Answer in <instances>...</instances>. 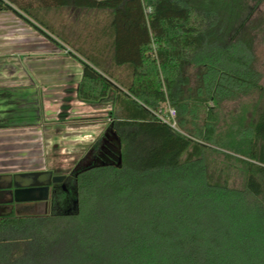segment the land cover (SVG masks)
<instances>
[{
	"label": "trees",
	"instance_id": "16d2710c",
	"mask_svg": "<svg viewBox=\"0 0 264 264\" xmlns=\"http://www.w3.org/2000/svg\"><path fill=\"white\" fill-rule=\"evenodd\" d=\"M263 1L0 0V13L60 46L83 34L58 31L46 13L107 12L85 34L89 47L69 54L82 66L78 98L111 105L120 157L79 174L75 212L0 217V264H264V107L236 133L219 131L224 102L264 93L253 32ZM166 104L177 110L176 127L157 115ZM210 146L240 156L242 186L209 172ZM93 172L105 173L94 196V254L15 257L14 245L35 236L55 244L62 221L82 215Z\"/></svg>",
	"mask_w": 264,
	"mask_h": 264
},
{
	"label": "rangeland",
	"instance_id": "374dc122",
	"mask_svg": "<svg viewBox=\"0 0 264 264\" xmlns=\"http://www.w3.org/2000/svg\"><path fill=\"white\" fill-rule=\"evenodd\" d=\"M46 15L47 20L50 21L53 27L58 29V31H66L67 33L73 32L76 35L80 33V35L82 36L83 34V36L77 39L76 36L72 38L71 35L73 46L65 44L55 37L57 41L62 43V46H60L53 40H48L47 37L43 36L44 38H41L29 27L30 24H25L24 21L18 18L14 13H0V80L10 83H16L14 81L17 80L19 82L23 79H32L35 81L45 79L50 81L51 85L45 86L44 88L49 90L45 93V99L51 102L48 111H50L53 118L56 117V113L59 111L60 107L62 109L61 105H63L64 99H70L66 100V105H68L66 111L68 122L64 128L66 129V140H62L60 147L52 150L57 156H60L63 162L69 163L72 158L76 160L81 157L82 154H84L83 159L87 157V145L84 143L75 144L74 141L76 140L73 141V135L76 131L73 129L84 125L85 127L88 126L86 127L87 129H91V134H94V137L100 136L106 131L105 137L108 138V140L112 142L111 145H113L111 149L112 153H114L112 159L116 161L119 159L118 142L110 130L106 129L109 125V121L107 120V110L109 108H107V105H103L97 106L95 110H93L94 108L86 107L85 104L87 103L84 104L77 99L75 93L77 85L72 82L77 81V79L81 77L82 66L69 54L71 52L77 53L75 49L78 46L85 48L89 47V44L85 40V34L88 30H94V28L96 30V27L100 25V23L104 24L105 18H107V12L81 10L73 13L65 9L59 15L49 12L46 13ZM253 20V32L256 37L255 51L257 68L262 75L261 84L264 88V1L259 6ZM28 35L31 37H27ZM27 39L30 40V44L22 45L26 43ZM16 44L20 46H16ZM28 47H31V50H28ZM48 48L51 49L50 52ZM77 55L79 54L77 53ZM54 83L66 84V89L62 90L63 86L59 87L54 85ZM39 88L41 89L42 87L39 85L36 86V89ZM169 106L170 105L166 104L163 109L165 110ZM259 107H264V93H255L239 101L224 102L219 108L221 118L220 133L223 136H227L229 133H236L235 131L238 130V128L240 129L243 124L246 126L248 124L251 125L255 118L256 110ZM11 135L12 134L9 133H0V140H2V142L5 140L6 142V144H0V171L13 168L14 170L31 169L34 163L19 164L18 166L16 164H11L14 163L18 155L23 154L21 150L19 151V149L13 145L14 141L10 139ZM24 135L26 137L34 136L30 132ZM43 135L45 139L46 133ZM2 137H4V139ZM34 137H37V135ZM92 138L91 136L90 141ZM24 141V145H26V143L28 144L26 138ZM46 148L47 147L43 149L44 155L41 154V157L45 156V160L48 163L51 156L47 155L50 151H47ZM206 157L209 172L215 176L221 175L223 179L227 178L231 184L237 187L242 186L244 174L241 169V164L238 162L240 157L238 154H230V152L223 148L210 146L206 151ZM110 158L111 157L108 158L105 156L102 157V160L109 162L111 160ZM26 159L20 162H24ZM40 160L41 159L37 160V162ZM104 175L105 173L94 172L89 175L86 182V191L84 192L85 205L82 215L77 220L70 221L71 225L69 226H67L65 221H62L60 227L56 229L58 231L54 238V240H56L55 244L45 243L41 236H35V239L30 241L25 239L17 245H14L17 246L15 249H21L22 251L21 254L15 257H26V259H33L34 257H84L87 255L84 251L88 247H91V253L94 254V230L100 225L95 223L97 217L96 214H94V204L97 206V203H95L96 200H94V196L99 193L101 194L102 180L105 179L103 178ZM128 181H130V179ZM107 190L109 191L110 189L107 188ZM106 201L107 203L110 202V196L106 198ZM38 212V210L29 206L21 211H17L16 215L30 216L37 215ZM45 228L47 230L46 224ZM75 229H78V231L69 233L70 230ZM72 243H77V246L80 245L81 249L78 251L71 249L73 246ZM70 261L71 260L64 258L63 262L59 264H70ZM80 263L85 264V261L80 259ZM71 264H74V262L72 261Z\"/></svg>",
	"mask_w": 264,
	"mask_h": 264
},
{
	"label": "crops",
	"instance_id": "0c3cea01",
	"mask_svg": "<svg viewBox=\"0 0 264 264\" xmlns=\"http://www.w3.org/2000/svg\"><path fill=\"white\" fill-rule=\"evenodd\" d=\"M24 23L28 24L25 21ZM29 27L41 38L46 37L31 25ZM27 37L30 38L31 36L28 35ZM48 40L51 39L48 38ZM24 44H30V40L27 39L26 43H23L22 45ZM16 46L20 45L16 44ZM28 50H31V47H28ZM48 50L49 52L51 51L50 48H48ZM80 80L81 77L72 83L76 84L78 87ZM34 81L35 80L32 79H23L19 82L17 80L14 81L16 83H10L0 80V133L12 134L10 139L14 141L13 145L19 149V151L21 150L23 152V154L16 157L17 159L14 163H11L13 165L16 164L17 166L19 164L35 163V160L41 159V154L44 155L43 149L45 147H47L46 150L51 153V146H54V149L60 147L62 140H66L67 137L65 136L66 129H64L68 122L66 114L68 105H66V100L70 99H64L62 103L63 105H61L63 110L60 107L59 111L56 113V117L53 118L50 111H48L51 102L45 99V93L49 90L44 88L45 86L51 85V82L45 79ZM38 85L42 88L36 89V86ZM54 85L59 87L63 86L62 90L66 89V84L54 83ZM77 87L75 88L76 97L80 102H83L77 96ZM83 103L85 104L86 102ZM85 105L87 108H94L93 110L97 107L94 106V104L87 103ZM107 108H109L107 110L108 116L111 110V105L108 104ZM86 127L84 125L73 129L76 130L73 135V141L76 140L74 141L75 144L90 141L91 136L93 137V134H91L92 132L90 131L91 129H87ZM27 132H30L34 136L37 135V137H26L24 134ZM45 133L46 135L44 139L43 134ZM2 138L4 139V137ZM25 138L27 139L26 142H28L26 145L23 144ZM0 144H6L5 140H3V142L0 140ZM23 159H26V161L20 162ZM20 171L23 170H14L13 168L0 171V173H19Z\"/></svg>",
	"mask_w": 264,
	"mask_h": 264
},
{
	"label": "flooded vegetation",
	"instance_id": "af4514ba",
	"mask_svg": "<svg viewBox=\"0 0 264 264\" xmlns=\"http://www.w3.org/2000/svg\"><path fill=\"white\" fill-rule=\"evenodd\" d=\"M106 129L110 130V132L113 134L114 138L118 142V139L114 132L111 129L110 124L106 127ZM94 135V134H93ZM106 136V131L103 132V135L101 136V139H99V136H93L91 141L89 142H83L87 145V157L83 159L84 154L81 155V157L72 158L71 161L63 162V160L60 158V156H57L56 153H54L52 150L54 149V146H51V153H48L49 156V162L47 163L45 160V156L41 157V162L35 160L36 163H34L33 167L28 170L20 171L19 173L22 174H32L37 173L36 181H38V177L42 176V172H52V176L50 177H43V182H49V197L47 200V203L45 202H25L22 204L13 202L7 206H2L0 208V212L3 214L0 217H15L19 216L16 215L17 211H21L25 208H28L31 206L35 210H45L47 209L46 214H37V215H30V216H42L51 214L53 212H64V213H73L78 209V191H77V178L79 174L90 168L97 165L102 164H118L120 157L118 160L115 161V159H112V156L114 153H112L111 149L113 147L112 142L108 140ZM80 143V144H83ZM54 145V144H53ZM119 146V144H118ZM111 157L109 162L103 161L102 157ZM56 157V158H55ZM69 165V166H68ZM71 165V166H70ZM0 174H6V173H0ZM15 175L16 173H11ZM65 176L62 181H54L55 176ZM32 180V179H31ZM2 184H6V182H3ZM13 188L18 187L13 182ZM10 198V197H8Z\"/></svg>",
	"mask_w": 264,
	"mask_h": 264
},
{
	"label": "water",
	"instance_id": "95a60500",
	"mask_svg": "<svg viewBox=\"0 0 264 264\" xmlns=\"http://www.w3.org/2000/svg\"><path fill=\"white\" fill-rule=\"evenodd\" d=\"M37 175V173H32L31 175L22 173H16L15 175L11 173L0 174V208L13 202L19 204L40 201L47 203L49 197V182H43L42 178L52 176V172H42V176H39L38 181L35 182ZM64 177V175L55 176L53 179L54 181H62ZM3 182H6V184H2ZM13 182L18 187L13 188ZM38 211V214L47 213V209ZM1 215L3 214L0 212Z\"/></svg>",
	"mask_w": 264,
	"mask_h": 264
},
{
	"label": "built area",
	"instance_id": "2783aa9c",
	"mask_svg": "<svg viewBox=\"0 0 264 264\" xmlns=\"http://www.w3.org/2000/svg\"><path fill=\"white\" fill-rule=\"evenodd\" d=\"M158 117L165 123L171 125L172 127L177 126V110L176 108L169 106L167 109H163L158 112Z\"/></svg>",
	"mask_w": 264,
	"mask_h": 264
}]
</instances>
